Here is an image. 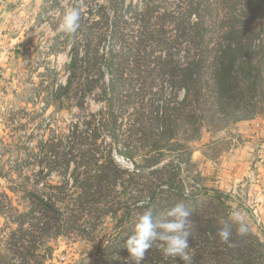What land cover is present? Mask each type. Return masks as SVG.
Here are the masks:
<instances>
[{"label": "rangeland", "instance_id": "obj_1", "mask_svg": "<svg viewBox=\"0 0 264 264\" xmlns=\"http://www.w3.org/2000/svg\"><path fill=\"white\" fill-rule=\"evenodd\" d=\"M173 1L179 0H169L168 5L173 6ZM144 3H35L27 30L29 34L36 32L35 23L44 22L46 17L41 39L30 35L14 56L13 69L0 68V264H132L124 244L132 234L136 217L144 207L151 206L156 218H163L179 202L190 212L202 211L213 217L215 226H223L237 211L249 227L246 240L251 243L253 237H258L264 243V112L243 120L204 123L198 137L190 140L179 132L167 144L160 142L165 148L158 151L141 140L142 126L147 133L153 132V139H165L159 137L161 119H154L160 114L156 117L154 112L151 123H141L142 112L151 110L152 103L163 108V102L164 106H172L183 97V90L177 92L168 81L155 78L161 53L155 48L178 49L182 61L188 55V43L176 39L175 25L168 20L161 21L167 23L162 36L165 44L147 38V30L131 16V11H141ZM69 6L82 9L80 27L70 36L56 31ZM115 8L121 16L111 12ZM111 25L118 27L113 31ZM50 44L52 56L47 50ZM113 47L118 53H112ZM43 55L46 60L40 64ZM111 59L124 68L116 81L115 95L108 88ZM104 112L114 114V119L105 116L96 149L100 155L109 149L116 164L135 174L114 181L101 192V198L96 195L101 204L92 206L84 218L82 214L79 220H73L71 216H77L71 215L68 208H74L76 194L73 196L64 185H53L60 184L64 177L72 184L71 173L81 159L73 157L68 165L59 161L56 169H65H46L45 174L37 152L50 145L60 150L81 149L85 139L92 137L93 127H98L93 116ZM145 137L146 141L152 140ZM128 144L135 146L134 159L117 150ZM41 190L58 193L64 201L62 234L47 236L41 231V220L45 218L36 204H30L32 194ZM211 190L220 191V195ZM232 229L236 231V226ZM199 243L195 241V247L191 243L186 250L191 257L187 264L204 257ZM150 250L141 264H185L179 257H165L158 244Z\"/></svg>", "mask_w": 264, "mask_h": 264}, {"label": "trees", "instance_id": "obj_2", "mask_svg": "<svg viewBox=\"0 0 264 264\" xmlns=\"http://www.w3.org/2000/svg\"><path fill=\"white\" fill-rule=\"evenodd\" d=\"M168 1L145 0L141 11H131V16L138 19L139 26L144 31L147 30L149 40L155 38L162 45L166 43L162 36L166 32L167 23L161 21L168 20L175 25L176 39L188 43V55L184 61L178 49L173 50L171 46L162 48L160 45L159 49L155 48V51L161 52L156 64L159 75L155 78L159 82L168 81L170 87L177 92L183 90L182 99L174 105L164 106L163 102V108L166 107L164 112L162 106L154 103L149 105L151 110L145 109L142 112L141 123H151L154 112L156 117L160 114V118L154 119H161L162 132L159 137L165 139H153V132L147 133L143 126L141 129L144 136L141 140L148 142L145 145L156 151L165 148L160 142L167 144L179 132L190 140L198 137L204 123L216 124L226 119L243 120L256 112H264V0H179L178 3L173 1V6L168 5ZM111 12L115 15L117 12L116 17L121 16L118 8ZM111 26L113 31V28L118 27ZM112 53H118V50L114 48ZM108 66L111 72L108 88L115 95L116 81L122 76L124 68L116 59H111ZM110 115L104 112L100 116H93L98 127H93L92 137L85 139L81 149L60 150L58 146L50 145V148L43 151L39 146L40 155L38 152L37 154L40 156L39 163L43 162L42 173L46 169L48 172L65 169H56L59 161L70 164L74 161L73 157L81 159L71 173L72 184L64 177L60 184L53 185L54 188L64 185L73 196L76 194L73 197L74 208H68L71 215L77 216H71L73 220H79L78 216L82 214L81 218H84V214L90 213V209L94 208L92 206L101 204V192L114 181L117 182L122 177L124 179L126 174H135L128 173L116 164L109 149L103 155L96 149V141L106 124L105 116L114 119V114L110 112ZM112 134L115 138V133ZM145 136L152 140L146 141ZM134 147L132 144L122 145L117 150L134 159ZM41 152L44 153L42 161ZM35 158L38 159L36 155ZM65 188L63 189L66 190ZM211 191L220 195V191ZM35 192L37 193L32 194L34 200L30 204H36L45 218L41 220L43 235L62 234L61 216L64 210L61 209V204L64 201L59 199L58 193H46L42 190ZM96 195H100V198ZM190 213L191 235L188 243L195 247V241H199V251L204 254L195 264H264V243L258 237H253L250 243L244 235H238L232 229L230 242L224 243L217 235L222 226H215L213 222L216 220L213 217H207L202 211ZM150 251L149 249L148 253Z\"/></svg>", "mask_w": 264, "mask_h": 264}, {"label": "clouds", "instance_id": "obj_3", "mask_svg": "<svg viewBox=\"0 0 264 264\" xmlns=\"http://www.w3.org/2000/svg\"><path fill=\"white\" fill-rule=\"evenodd\" d=\"M82 9L80 6H69L61 15L56 31L65 35H74L80 27ZM187 195V193H186ZM191 213L183 202H179L165 213L163 218H156L151 206L143 208L136 217L132 234L126 240V248L132 264H141L146 253L158 244L165 257H179L187 264L191 260L188 252L190 237L189 219ZM232 225L236 226L238 235L249 231L247 223L240 213L233 211L228 222H224L217 235L224 243H229L232 236Z\"/></svg>", "mask_w": 264, "mask_h": 264}, {"label": "crops", "instance_id": "obj_4", "mask_svg": "<svg viewBox=\"0 0 264 264\" xmlns=\"http://www.w3.org/2000/svg\"><path fill=\"white\" fill-rule=\"evenodd\" d=\"M38 0H5L0 3V41L4 47L11 51L0 54V68L12 70L15 55L22 44L29 38L27 25L31 15L35 12V3ZM13 49V50H12ZM8 71V72H9Z\"/></svg>", "mask_w": 264, "mask_h": 264}, {"label": "built area", "instance_id": "obj_5", "mask_svg": "<svg viewBox=\"0 0 264 264\" xmlns=\"http://www.w3.org/2000/svg\"><path fill=\"white\" fill-rule=\"evenodd\" d=\"M0 3L1 4H4L5 3V0H0ZM43 20H44V22H47V18L46 17H44L43 18ZM44 22H37V23H35V25H34V29L36 30V32H34V33H30V34H28V36H29V38H30V35H32V36H35V40H38V39H41V28H42V25H44L45 23ZM48 47H49V45H48ZM49 49H50V53H48V55H51L52 56V53H51V44H50V48H47V50L49 51ZM13 50V49H12ZM11 51V49L10 48H8V47H4L3 45H2V43H1V41H0V54H2V53H9ZM45 60H46V56H42V59L40 58V64H43L44 62H45Z\"/></svg>", "mask_w": 264, "mask_h": 264}]
</instances>
